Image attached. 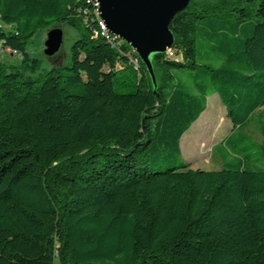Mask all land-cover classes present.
I'll list each match as a JSON object with an SVG mask.
<instances>
[{
  "label": "trees",
  "instance_id": "1",
  "mask_svg": "<svg viewBox=\"0 0 264 264\" xmlns=\"http://www.w3.org/2000/svg\"><path fill=\"white\" fill-rule=\"evenodd\" d=\"M61 24L69 65L32 79L0 60V264H264V162L244 135L218 170L173 164L213 93L232 131L256 113L264 161V0H190L154 84L88 0H0V51L35 67L27 40Z\"/></svg>",
  "mask_w": 264,
  "mask_h": 264
},
{
  "label": "rangeland",
  "instance_id": "2",
  "mask_svg": "<svg viewBox=\"0 0 264 264\" xmlns=\"http://www.w3.org/2000/svg\"><path fill=\"white\" fill-rule=\"evenodd\" d=\"M236 0H209V4H225L233 3ZM53 26V25H52ZM51 27V26H50ZM50 27L37 30L26 42L25 50L30 57L38 60L35 67H30L31 62L24 65L21 63L20 53L11 51H0V60L6 66H14L19 69L23 77L38 79L45 71L54 66L70 64V46L78 37V32L75 28L61 24L62 42L57 53L52 56L44 54V41L47 31ZM158 83L165 85L168 82L169 76L160 68L157 69ZM264 124V115L261 118ZM243 134V138L234 140L241 146L246 147L252 155V159L258 158V165L264 161L258 154L257 144L262 142L260 135L257 115L253 114L252 120L248 126L242 130H233L231 122L226 116L224 106L220 103L217 94L213 93L206 97L205 109L191 126L184 132L180 138V157L173 164L178 165L181 162L188 163L191 168H201L205 170H218L221 167L220 154L222 149L218 148L221 141L232 133ZM230 153L229 148L225 147ZM160 165V163H158ZM153 168L154 166H150ZM53 264H61L58 258H55Z\"/></svg>",
  "mask_w": 264,
  "mask_h": 264
},
{
  "label": "water",
  "instance_id": "3",
  "mask_svg": "<svg viewBox=\"0 0 264 264\" xmlns=\"http://www.w3.org/2000/svg\"><path fill=\"white\" fill-rule=\"evenodd\" d=\"M97 4L99 19L115 38L128 44L145 66L153 84L155 76L151 59L171 48L174 36L169 29L173 17L183 11L190 0H92ZM62 29L54 26L47 31L44 54L58 52Z\"/></svg>",
  "mask_w": 264,
  "mask_h": 264
},
{
  "label": "built area",
  "instance_id": "4",
  "mask_svg": "<svg viewBox=\"0 0 264 264\" xmlns=\"http://www.w3.org/2000/svg\"><path fill=\"white\" fill-rule=\"evenodd\" d=\"M88 1H91V2H93V4L95 5V11H96V16H97V26L99 27V30L103 33V34H105V33H107V34H109L108 32H107V30L105 29V26H104V24H103V22L99 19V17H98V12H97V4H96V2H94V1H92V0H88ZM95 34L97 33V32H94ZM109 35H111V34H109ZM112 36V35H111ZM112 37H114V36H112ZM115 38V37H114ZM5 51H10L9 49H6ZM165 53H170V49H168Z\"/></svg>",
  "mask_w": 264,
  "mask_h": 264
}]
</instances>
